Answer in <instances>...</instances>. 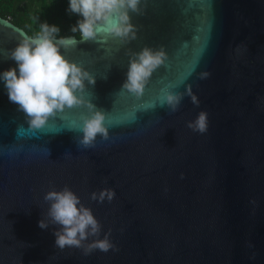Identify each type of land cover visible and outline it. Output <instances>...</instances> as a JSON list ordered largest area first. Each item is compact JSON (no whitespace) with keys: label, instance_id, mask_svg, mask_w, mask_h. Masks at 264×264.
<instances>
[{"label":"water","instance_id":"95a60500","mask_svg":"<svg viewBox=\"0 0 264 264\" xmlns=\"http://www.w3.org/2000/svg\"><path fill=\"white\" fill-rule=\"evenodd\" d=\"M141 8L129 13L137 28L129 43L105 40L98 25L95 41L68 35L75 46L59 49L95 77L82 96L105 113L108 140L78 147L84 105L29 129L0 80V264H264V0H141ZM28 37L0 16V74L17 68L7 55ZM145 46H163L168 59L138 100L122 84L128 53ZM166 85L190 86L199 106L185 95L169 114L159 103ZM201 111L203 134L187 127ZM65 186L118 251L54 247L58 226L38 222L45 194ZM104 188L114 199L93 201Z\"/></svg>","mask_w":264,"mask_h":264},{"label":"clouds","instance_id":"9594fccd","mask_svg":"<svg viewBox=\"0 0 264 264\" xmlns=\"http://www.w3.org/2000/svg\"><path fill=\"white\" fill-rule=\"evenodd\" d=\"M70 13L78 14L82 19L71 28L72 33L79 32L80 41H95L98 37L97 26L104 25L101 29L104 39L108 37L119 38L126 44L136 39L137 28L131 23L130 12L142 14L141 0H69ZM41 31L35 37H28L8 53L14 60L17 68H10L0 74L4 81L9 101L19 106V110L26 114L29 129H41L46 125L49 117L62 113L65 109L77 106H86L90 115L82 117V126L79 131L82 137L76 140L78 147L85 149L95 146L97 137L102 140L109 139V128L105 126V113L96 108L91 101H86L82 93L86 85H95L96 79L82 66L71 62L60 53L62 46L67 50L71 44L75 46V39L60 37V29L56 25L40 24ZM55 41V42H54ZM129 66L126 80L122 89L134 95L138 100L144 96L145 87L153 72L164 65L168 59L163 46L153 49L145 46L139 52L128 53ZM209 73L201 74L205 78ZM178 85H166L160 90L159 103L167 107L169 114L179 111L185 95L191 98L195 106L199 100L188 86L185 92H175L171 89ZM80 93L81 95H78ZM154 108V104H148ZM187 127L194 132L203 134L207 131V113L201 111ZM50 155V150L47 149ZM116 193L114 189L91 193L93 201L111 202ZM44 200L49 203L43 218L38 222L41 229L49 225L58 226L54 231V247L60 250L78 248L85 255L95 250L108 252L118 251L109 239L110 231L100 239L102 225L93 215L92 210L86 207L80 198L65 186L62 190H50ZM89 237H94L90 243H85Z\"/></svg>","mask_w":264,"mask_h":264},{"label":"trees","instance_id":"16d2710c","mask_svg":"<svg viewBox=\"0 0 264 264\" xmlns=\"http://www.w3.org/2000/svg\"><path fill=\"white\" fill-rule=\"evenodd\" d=\"M69 0H0V16L12 20L35 37L41 31L40 24L56 25L60 32L57 38L80 33H72L71 28L82 19L68 11Z\"/></svg>","mask_w":264,"mask_h":264}]
</instances>
